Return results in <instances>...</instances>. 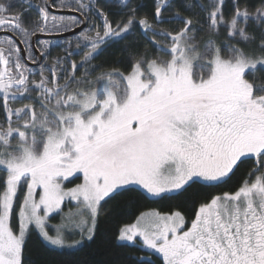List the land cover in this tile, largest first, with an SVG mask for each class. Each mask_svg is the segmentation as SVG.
Wrapping results in <instances>:
<instances>
[{
	"label": "snow or ice",
	"instance_id": "obj_1",
	"mask_svg": "<svg viewBox=\"0 0 264 264\" xmlns=\"http://www.w3.org/2000/svg\"><path fill=\"white\" fill-rule=\"evenodd\" d=\"M23 2L38 13L30 25L10 3H0V32L11 33L0 38V171L5 174L0 264H22L30 225L48 244L66 246L63 230L50 235L46 222L66 197L89 210L92 227L81 232L86 230L91 240L101 201L117 190L139 186L162 198L198 182L215 187L226 182L242 158H255L256 167L249 172L255 178L201 204L190 227L185 228L180 212L157 213L150 228L126 226L118 239L135 243L141 238L163 264H264V86L246 78L264 71V0L252 10L234 3L228 18L224 0H210V10L186 3V11H207L203 22L196 21L210 35L202 47L192 17L179 11L166 17L174 0H154L151 20L138 18L143 5L133 6L132 0H114L113 6L127 10L116 20L96 0H62L60 8L78 13L71 17L51 13L48 0ZM249 25L260 30L258 53L249 51L256 39ZM77 28L80 51H71V41H66L65 54L49 64L52 42L42 41L39 57L34 54L37 34ZM137 29L157 55L137 54L127 74L112 69L96 76L95 87H81L93 84L88 79L96 71L89 67L92 61ZM221 30L226 36L218 46L214 37ZM73 55L83 58L70 63ZM69 63L70 69L65 67ZM80 69L83 73L76 75ZM17 103L23 106L14 107ZM76 174L83 183L65 190L62 182ZM24 188L14 231L9 218Z\"/></svg>",
	"mask_w": 264,
	"mask_h": 264
},
{
	"label": "trees",
	"instance_id": "obj_2",
	"mask_svg": "<svg viewBox=\"0 0 264 264\" xmlns=\"http://www.w3.org/2000/svg\"><path fill=\"white\" fill-rule=\"evenodd\" d=\"M153 2L154 0H132L133 6L143 5L137 10L138 18L146 15L150 20L152 19L154 12ZM260 2L261 0H224L222 11L225 18H228L235 10L234 3L239 4L241 8L247 5L249 10H252L258 7ZM0 3H10L14 13L22 12L23 19L27 25H30L38 18L33 13L24 14L26 7H22L20 0L16 2L0 0ZM96 3L102 10L110 11L112 20L127 14V10H121L113 6L114 0H110V2L108 0H97ZM174 3L175 7L170 10V13L166 14V17L175 11H179L182 16H190L184 7L186 3L199 4L210 10V0H174ZM193 11H197L196 14H200L202 21L205 20L207 11L202 12L199 7H195ZM193 24L198 29L195 34L197 39L210 38L197 23L195 24L193 21ZM161 27L175 28L180 27V25L164 24ZM248 31L254 33L256 37L249 45V51L258 53L257 45L260 40V30L249 25ZM225 36L226 33L221 30L220 35L214 37L218 46L223 45ZM64 50L60 47H54L52 53L54 57H59L65 54ZM71 51L75 53L80 50L71 49ZM137 54H146L149 57L157 55L154 47L140 36L139 29L135 30L129 39L106 47L89 66L90 68L95 66L96 69L91 77L109 72L112 69L127 73L130 70L132 59ZM82 58V55H73L70 57V63L75 61L78 64ZM48 63H51V57ZM70 63L65 65V67L70 69ZM80 72H83L82 69L76 75H80ZM247 78L258 87L264 86V71H257L255 75H247ZM255 167V158L244 159L237 165L225 183L210 187L198 182L186 187V190H182L177 194L158 199L149 197L138 188H129L118 192L102 204L97 230L91 241L77 250L62 251L51 248L38 233L33 232L23 248L22 264H140L141 261L144 264H147L148 261H151V264H163V260L160 257L148 253L140 247L120 243L118 239L120 230L127 225L133 224L142 214L150 211H157L163 214L180 212L187 220H193L201 204L210 202L215 196H222L224 193H234L246 179L250 180L254 177H249V172ZM4 176V172L0 171V190L4 187Z\"/></svg>",
	"mask_w": 264,
	"mask_h": 264
},
{
	"label": "rangeland",
	"instance_id": "obj_3",
	"mask_svg": "<svg viewBox=\"0 0 264 264\" xmlns=\"http://www.w3.org/2000/svg\"><path fill=\"white\" fill-rule=\"evenodd\" d=\"M12 1L16 2V1H19V0H12ZM193 10L192 11H188V13L190 14V16H192L193 21L195 22V24H196L197 19H199L201 22H203L201 20V18H200V14H196L197 11H193ZM202 30L205 31V33L208 35V37H210V35H209V33L207 32L206 29H202ZM195 40H196V43H197L198 46H202L204 41H206L208 39H205V38L197 39V37L195 36ZM54 47H60L61 49H63L61 44H59L57 42H52V45H51V58L54 57V55L52 53V50L54 49ZM196 63L198 64L199 62H196ZM197 70L198 69L196 67V64H194V71H197ZM36 71L38 72L39 69L36 70ZM82 71H83V69H82ZM82 73L83 72H80V75ZM125 74H127V73H125ZM246 78H247V75H246ZM37 79H38V77H37ZM88 79L92 80L93 84H86V85H82L81 87H86V88L95 87L96 76L95 77H90ZM25 102H27V101H25ZM0 103H2V102H0ZM13 106L14 107H22L23 105L20 104V103H17V104H15ZM0 111H1L0 122H2L3 119H4V114H3L2 108H0ZM244 159H246V158H242V160H244ZM240 162H238V164ZM254 178L255 177H252L250 180H252ZM81 183H83L82 175L81 174H76L74 176L69 177L67 180H64L62 182V187L65 190H67V189L76 187L78 184H81ZM129 188H138V189H140V190L145 192V190L139 188V186H126L124 189L117 190L116 193L121 192V191L126 190V189H129ZM25 191H26V188L21 189L20 191H18L17 197L14 199L13 212H12L10 218H9V226L12 227L14 231H18V229H19V215H18V213H19V205H20V202H21V200L23 198V194H24ZM39 192H40V189H37V193H39ZM116 193H113L111 196L106 197L103 201H101V206L106 200H108L110 197H112ZM147 195L149 197L153 198V199H158V198H154V197L150 196L149 194H147ZM99 212H100V209H99L98 215L96 217L94 230L92 232V239H93V237H94V235L96 233V230H97ZM157 213L160 214L161 216L170 215V214H163V213H160V212H157V211H150V212H146V213L142 214L137 219V221L134 222L133 224H139V226L141 228H150L152 223H153V221H154L155 214H157ZM185 220L187 222L186 225H185V228L190 227V224H191L192 220H187L186 218H185ZM82 221H87V223H82ZM46 222H47V230L49 231L50 235H54L55 234L54 230L56 228H61L63 230V232H64V237H65V245L66 246L63 247V248H58V247L52 246V245L48 244L45 241V243L48 246H50L51 248H54V249H57V250H62V251L63 250H77V249L81 248L82 246H84L87 242L92 240V239L89 240L87 238L89 233L86 230L83 231V233L81 232V229H87L88 227H92L89 210L82 203L77 202L75 200H71L70 198L66 197L65 200L63 201V203L61 204L60 209L58 211L52 212L50 215H48L46 217ZM133 224H130V225H133ZM130 225H127V226H130ZM33 232H36V233L39 234L38 230L35 229V226L34 225H30L29 226V232H28V234L26 236V241L28 240L29 236ZM26 241H25V243H26ZM77 241H79V243H76ZM120 243L127 244V245H130V246L140 247L144 251H146L148 253H151V254H154V255L160 257L163 260L162 256H160L159 254H155L153 252V250L146 249V247L143 246L142 239L139 238V237L136 238V242L135 243L127 242V241H120ZM69 245H71V246H69ZM24 246H25V244H24ZM22 262H23V253H22Z\"/></svg>",
	"mask_w": 264,
	"mask_h": 264
},
{
	"label": "flooded vegetation",
	"instance_id": "obj_4",
	"mask_svg": "<svg viewBox=\"0 0 264 264\" xmlns=\"http://www.w3.org/2000/svg\"><path fill=\"white\" fill-rule=\"evenodd\" d=\"M21 1V0H20ZM109 2H110V0H108ZM31 2L32 3H34V4H36V5H38V4H40V3H42V0H31ZM62 2V0H48V5H49V11L51 12V13H53V14H55V15H58V14H56V13H54V11L55 12H59V11H62V12H72V11H69V10H67V9H62V8H60L59 7V5H60V3ZM96 2H97V0H96ZM21 5H22V7H26L25 9H24V14L26 13V14H31V13H33V14H35L36 16H38V13H37V11H36V8H34V7H29V5H26V4H24V3H22L21 2ZM104 11V10H103ZM105 13H107L108 15H109V18L111 19V16H110V11L109 12H107V11H104ZM72 13H75V12H72ZM76 14H78V13H76ZM58 16H61V15H58ZM62 16H65V15H62ZM72 16V15H71ZM71 16H65V17H71ZM100 23V21L98 20L97 21V24H99ZM76 30V29H75ZM70 32H72V31H66V32H64V33H62V34H66V33H70ZM52 35H58V34H52ZM61 35V34H60ZM79 35H76V36H74V37H70V38H66V39H63V40H50L51 42H57V43H59V44H61L62 45V48L64 49H68L69 48V45H68V43H66V41H71V49H76V43H77V37H78ZM43 41H45V40H43ZM40 42H42V41H40ZM85 42L84 41H81V44L83 45ZM40 47V43H38V48ZM77 50V49H76ZM33 52H34V50H33ZM76 52H78V51H76ZM34 54H35V52H34ZM36 55V54H35ZM31 63V62H30ZM26 64V63H25ZM31 64H33V63H31ZM29 68H32L34 71H36V70H38L39 68H34V67H32V66H29L28 64H26ZM232 174V173H231Z\"/></svg>",
	"mask_w": 264,
	"mask_h": 264
},
{
	"label": "water",
	"instance_id": "obj_5",
	"mask_svg": "<svg viewBox=\"0 0 264 264\" xmlns=\"http://www.w3.org/2000/svg\"><path fill=\"white\" fill-rule=\"evenodd\" d=\"M21 2L24 3L23 0H21ZM24 4H26V3H24ZM26 5H28V4H26ZM32 5H36V4L32 3ZM54 13H56L58 15H65V16H71V15L72 16H78V14L72 13V12H62V11L55 12L54 11ZM82 27H84V26L82 25ZM80 31H81V29L80 28H77L75 31H72V32L66 33V34H61V35L60 34H58V35H42V34H37L35 37H33V50H34L36 56L39 57V52L37 51V49H38V43L40 41H43V40H45V41H50V40L51 41L52 40H63V39H66V38H70V37H74L76 35H79L80 34ZM5 35H7L8 37H11V33L5 34L3 32H0V38L4 37ZM12 38H14V37H12ZM14 39H16L17 45L21 48V50H23V47L24 46H23V44H20L19 39L18 38H14ZM21 54L23 55V51H22ZM42 59L43 58H41V60ZM24 62L26 64H28L29 66H32L34 68H38V66L36 64H31L30 61H28V60H25Z\"/></svg>",
	"mask_w": 264,
	"mask_h": 264
}]
</instances>
